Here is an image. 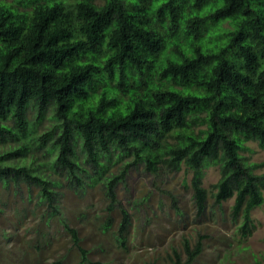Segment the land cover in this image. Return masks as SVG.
Masks as SVG:
<instances>
[{
  "label": "trees",
  "instance_id": "obj_1",
  "mask_svg": "<svg viewBox=\"0 0 264 264\" xmlns=\"http://www.w3.org/2000/svg\"><path fill=\"white\" fill-rule=\"evenodd\" d=\"M16 1L0 2L4 184L37 188L56 213V184L44 163L35 166L42 152L66 186L100 182L112 211L131 167L156 174L185 166L197 216L210 198L221 208L235 197L232 219L247 237L252 211L264 204V174L256 173L263 164L241 154L250 142L264 151V0ZM48 116L55 125L39 132ZM114 164L121 166L111 173ZM210 165L220 177L205 188ZM121 213L125 244L131 217ZM65 227L84 263L103 264L89 261L78 231ZM204 238L194 248L185 239L187 259L174 250V263L193 264Z\"/></svg>",
  "mask_w": 264,
  "mask_h": 264
},
{
  "label": "rangeland",
  "instance_id": "obj_2",
  "mask_svg": "<svg viewBox=\"0 0 264 264\" xmlns=\"http://www.w3.org/2000/svg\"><path fill=\"white\" fill-rule=\"evenodd\" d=\"M0 2L20 6L16 0ZM32 112L30 118H35ZM54 125L55 120L48 116L38 130L44 132ZM246 145L249 149L241 154L248 163L263 164L256 173L264 174V151L256 142ZM77 152L83 164L80 147ZM37 155L35 166L44 163L41 172L56 184L54 191L59 195L53 206L57 212L52 213L54 208L41 199L37 188L25 183L5 185L0 179V264H87L65 224L78 231L88 260L103 264H175L174 250L186 260L184 240L194 248L200 236L205 237L203 250L193 264H253L255 258L264 256V204L252 211L254 226L247 237L232 219L235 197L221 208L211 207L210 198L208 212L198 217L191 189L193 174L185 166L179 172L161 166L156 174L143 165L131 167L116 188L117 203L111 211V201L100 182L83 178V190L68 187V178L50 169L49 155ZM120 166L114 164L110 172L116 173ZM219 177L218 165L205 168L204 187L210 188ZM172 196L179 211L173 207ZM122 208L131 217L125 244L118 240ZM109 220L111 225L106 227Z\"/></svg>",
  "mask_w": 264,
  "mask_h": 264
}]
</instances>
